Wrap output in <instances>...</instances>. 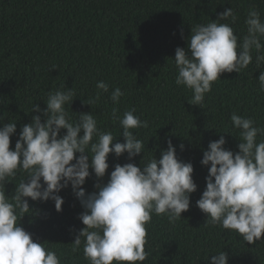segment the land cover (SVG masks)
Returning <instances> with one entry per match:
<instances>
[{"label": "trees", "instance_id": "trees-1", "mask_svg": "<svg viewBox=\"0 0 264 264\" xmlns=\"http://www.w3.org/2000/svg\"><path fill=\"white\" fill-rule=\"evenodd\" d=\"M0 264H264V0H0Z\"/></svg>", "mask_w": 264, "mask_h": 264}]
</instances>
